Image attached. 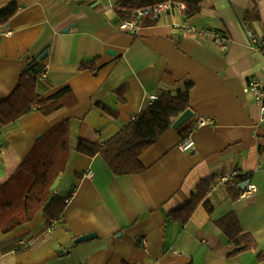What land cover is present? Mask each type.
Listing matches in <instances>:
<instances>
[{"label":"crops","instance_id":"crops-1","mask_svg":"<svg viewBox=\"0 0 264 264\" xmlns=\"http://www.w3.org/2000/svg\"><path fill=\"white\" fill-rule=\"evenodd\" d=\"M117 1L0 0V11L12 3L19 8L0 25V101L22 72L36 76L38 94L70 87L77 99L48 116L33 109L0 124V183L38 136L64 120L72 149L52 186L69 198L61 218L50 221L39 211L24 225L0 230V264H264V122L248 90L251 77L264 81V54L250 38L263 36L264 0H204L194 15L169 12L152 25L142 17L129 30L119 27ZM255 7L260 20L243 21ZM189 26L223 32L225 48ZM93 60L95 71L80 69ZM44 62L49 73L40 78ZM187 84L193 116L140 155L144 171L115 175L101 155L74 149L79 139L105 143L158 97L184 92ZM122 85L128 86L125 102L114 92ZM200 117L211 122L197 126ZM187 125L193 146L181 150L180 130ZM233 171L257 191L230 199L215 180ZM209 178L214 184L206 199L213 212L200 204L187 223L173 221L169 212ZM232 211L256 249L230 255L235 247L215 220ZM88 233L96 237L74 242ZM21 241L29 245L21 247Z\"/></svg>","mask_w":264,"mask_h":264},{"label":"trees","instance_id":"trees-1","mask_svg":"<svg viewBox=\"0 0 264 264\" xmlns=\"http://www.w3.org/2000/svg\"><path fill=\"white\" fill-rule=\"evenodd\" d=\"M168 0H118L115 11L122 20L133 18L136 9L149 7ZM186 5L185 16H191L201 10L204 0H173ZM18 5L12 3L0 11V25L5 24L18 11ZM147 24H154L157 18L146 16ZM260 20L257 7L246 11L243 21ZM261 51L264 54V33L260 39ZM80 69L95 71V60L83 62ZM36 76L22 72L18 85L11 94L0 101V124L7 125L33 109L48 116L62 107H71L77 99L70 87H65L51 96H44L36 92ZM190 84L184 92L175 95L163 94L148 108L141 111L136 119L118 132L111 139L102 144L79 139L75 150L93 157L101 155L115 175L137 174L144 171L140 155L149 149L171 127L173 121L190 107ZM115 94L121 102H125L124 95L128 86L117 88ZM106 113L115 116L116 113L103 104H97ZM192 126L187 125L180 130L185 137ZM69 121L64 120L52 126L38 138L30 152L21 160L17 168L0 183V230L9 232L14 228L31 221L42 211L50 221L59 220L66 207L65 201L54 193L52 186L58 175L63 173L71 153ZM245 179L236 176L226 183L225 188L230 199L236 200L243 190L240 183ZM214 179H204L196 186L190 199L181 206L172 209L169 217L175 222L187 223L195 211L202 204L211 214L213 207L206 199ZM216 226L227 236L229 244L235 247L230 255L257 248L253 236L242 230L235 212H229L215 220ZM260 258V256H259ZM189 264H193L190 262Z\"/></svg>","mask_w":264,"mask_h":264},{"label":"built area","instance_id":"built-area-1","mask_svg":"<svg viewBox=\"0 0 264 264\" xmlns=\"http://www.w3.org/2000/svg\"><path fill=\"white\" fill-rule=\"evenodd\" d=\"M186 9V5L183 2L179 1H173L168 0L156 5H153L149 7L148 9H136L133 14V18L121 20L119 27L121 29H133L137 26V21L146 16H151L153 18H159L161 15L169 12H176V11H184ZM191 32L195 33L196 35L205 38V39H211L217 42L221 43V47L224 49L226 44L225 41L227 40L225 34L220 31H212L210 29L206 28H197L194 26H189L188 28ZM251 42L253 46L259 50H261L262 43L260 39L254 35H250ZM49 73V64L47 62H44L41 65V68L39 69L38 76L40 78L46 77ZM248 90L252 94L253 99L255 103L259 107V122H264V81L257 78V77H251L248 84ZM151 97H154L151 95ZM137 116H134L132 120L134 121ZM211 121L206 118H198L197 120V126H203L207 123H210ZM193 146V141L191 140L190 136H186L181 139L179 142V148L181 150H189ZM90 171L86 172V175H89ZM238 175L237 171H233L231 173L225 174L223 176H219L216 178V183L220 185H226L227 182L232 181L236 176ZM257 191V187L253 183H249L246 188L242 191L239 197H245L250 196L254 194ZM65 203L69 202V198H66ZM141 244H145V240H140ZM21 247H26L29 245V241H21Z\"/></svg>","mask_w":264,"mask_h":264},{"label":"water","instance_id":"water-1","mask_svg":"<svg viewBox=\"0 0 264 264\" xmlns=\"http://www.w3.org/2000/svg\"><path fill=\"white\" fill-rule=\"evenodd\" d=\"M47 54V51H44L43 54L40 56V58H43L45 55ZM193 116V111L191 110V108H187L185 109L172 123V127L177 129L182 127L191 117ZM38 138H40V136H38ZM250 183V181L248 179L243 180L239 187L241 190H244L246 188V186ZM96 234L95 233H88V234H84L81 236H78L75 238L74 242L75 243H80V242H84L87 240H90L92 238H95Z\"/></svg>","mask_w":264,"mask_h":264}]
</instances>
